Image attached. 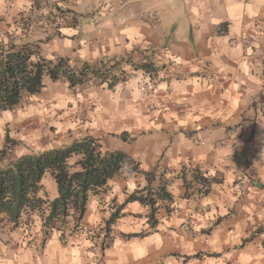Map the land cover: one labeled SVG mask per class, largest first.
<instances>
[{
    "label": "crops",
    "instance_id": "1",
    "mask_svg": "<svg viewBox=\"0 0 264 264\" xmlns=\"http://www.w3.org/2000/svg\"><path fill=\"white\" fill-rule=\"evenodd\" d=\"M15 26L47 58L129 59L111 87L46 78L16 108L46 126L26 138L45 150L92 136L142 172L110 178L65 238L44 239L36 215L0 230V264H264V0H0L2 38ZM160 176L171 199L152 225L125 199Z\"/></svg>",
    "mask_w": 264,
    "mask_h": 264
},
{
    "label": "trees",
    "instance_id": "2",
    "mask_svg": "<svg viewBox=\"0 0 264 264\" xmlns=\"http://www.w3.org/2000/svg\"><path fill=\"white\" fill-rule=\"evenodd\" d=\"M37 11L32 17L41 18ZM30 28L15 26L6 39L0 38V113L25 104L45 86L46 78L65 80L73 90L96 79L109 87L124 79L121 65L129 61L128 57L95 64L87 61L72 64L63 56L47 58L41 54L38 42L28 39ZM139 67L151 69L147 63ZM14 145L15 141L5 134L0 147V230L28 224L36 215L40 217L44 239L54 231L65 238L81 227L90 198L105 193L110 178L142 172L137 160L122 151L102 148L92 136L18 156L12 155ZM46 174L56 185L57 194L53 198L43 184ZM157 199H171L167 181L161 176L154 191L150 186L136 189L127 195L125 202L138 200L148 205V219L153 225ZM117 217L118 209L100 229L102 237H107L109 225Z\"/></svg>",
    "mask_w": 264,
    "mask_h": 264
},
{
    "label": "rangeland",
    "instance_id": "3",
    "mask_svg": "<svg viewBox=\"0 0 264 264\" xmlns=\"http://www.w3.org/2000/svg\"><path fill=\"white\" fill-rule=\"evenodd\" d=\"M33 19L40 21L42 17L35 18L33 16ZM2 36L3 34L1 32L0 37ZM17 111L18 110H16L15 108L13 110H8V111H4L0 113V147L3 144L5 134H8V136L15 141V145L12 150V155L18 156V155L25 154V153L41 151L42 146L44 145L45 142H47V140L44 139L41 141L32 142L28 140L26 136L31 135L34 131L39 130L41 128L44 129V130H41L42 131L41 133H44L45 135L46 126L45 125H40V126L35 125V127L33 128V126H30L31 125L30 123H25L23 121V118L20 115H18ZM50 143H51L50 144L51 147H60V145L61 146L64 145V144H57L55 141H50ZM51 147H48V148H51ZM43 184L49 196L51 198L55 197L57 194L56 185H55L54 180L49 176V174H46L44 176Z\"/></svg>",
    "mask_w": 264,
    "mask_h": 264
}]
</instances>
